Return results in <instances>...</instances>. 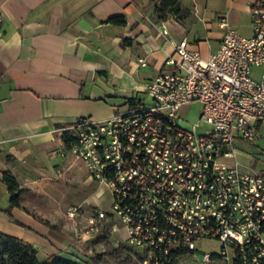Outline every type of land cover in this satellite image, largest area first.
<instances>
[{"label": "built area", "instance_id": "built-area-1", "mask_svg": "<svg viewBox=\"0 0 264 264\" xmlns=\"http://www.w3.org/2000/svg\"><path fill=\"white\" fill-rule=\"evenodd\" d=\"M251 16V35L223 20L221 43L207 58L173 40L172 69L149 81L144 95L109 118L73 124L75 156L112 196L111 211L68 207L83 223L81 238L142 247L147 264H168L210 238L221 250L204 252V261L264 264V174L242 163L235 146L237 138L264 137V74L253 75L264 64V0L252 2ZM196 102L198 119L183 125L181 109Z\"/></svg>", "mask_w": 264, "mask_h": 264}, {"label": "crops", "instance_id": "crops-1", "mask_svg": "<svg viewBox=\"0 0 264 264\" xmlns=\"http://www.w3.org/2000/svg\"><path fill=\"white\" fill-rule=\"evenodd\" d=\"M253 1L181 0L188 12L183 20L158 21L155 0H0V232L32 243L41 260L61 255L94 264L87 249L99 236L81 238L83 223L67 209L82 204L85 214L107 210L101 198L110 190L80 159H67L59 130L82 117L103 120L128 108L149 81L172 69L166 60L175 54L173 40L207 58L221 43L223 20L251 35ZM114 16L126 23L110 21ZM124 37L133 44L124 45ZM263 74L253 71L257 78ZM7 171L22 188L46 194L62 182V193L69 194L64 197L73 201L61 204L65 221L11 206ZM116 233L126 237L124 228Z\"/></svg>", "mask_w": 264, "mask_h": 264}, {"label": "rangeland", "instance_id": "rangeland-1", "mask_svg": "<svg viewBox=\"0 0 264 264\" xmlns=\"http://www.w3.org/2000/svg\"><path fill=\"white\" fill-rule=\"evenodd\" d=\"M254 73L256 76H260L264 73V66L261 65L256 67L254 69ZM200 109L201 105L198 102L192 104L191 106H183L181 114L184 118L181 119V123L185 126L191 127L198 119ZM201 125L207 128L210 127V124L206 121L201 122ZM261 127L264 128V124L261 125ZM63 135L75 136L77 135V130L73 124H65L63 128L59 130L57 142H62V139L64 138ZM235 146L240 152L239 159L242 163L249 164L250 169L260 174H264V160L258 159V157H262V159H264V137L258 139L257 141H248L242 138H237ZM66 152L67 159L71 161L72 159H75L76 156L73 151ZM248 154L253 155V158L248 156ZM84 171L86 172V170ZM87 172L89 173L88 169ZM64 174L69 175V171ZM81 176L82 178L85 177V175ZM69 181L73 182L71 180ZM77 183L81 184L80 181ZM64 186L65 185L62 182H58L54 187L55 189H51L47 194L42 193L38 189H31L30 191H32V194H28L23 197L22 202L32 208L36 214H39L47 219H51L56 223H63L65 218L62 215L61 204H65L66 201H68V203H73L72 198L66 199V197H64L69 195H64L62 193L61 190L64 189ZM101 201L104 208L111 211L112 197L110 191L103 195ZM197 247V251L183 250L178 252L177 256L171 260L170 264H239L229 262L222 257H218L211 262L203 260L204 252H218L221 250V242L216 239H202L198 242ZM91 249L92 251L90 252L93 255V260H95L94 264H147L145 262L146 252L144 248L134 245H122L116 247L112 242H110V239L104 236H99L97 241L91 242L87 250L89 251Z\"/></svg>", "mask_w": 264, "mask_h": 264}, {"label": "trees", "instance_id": "trees-1", "mask_svg": "<svg viewBox=\"0 0 264 264\" xmlns=\"http://www.w3.org/2000/svg\"><path fill=\"white\" fill-rule=\"evenodd\" d=\"M155 14L158 21L167 20L171 16H175L179 20H183L188 12L182 5L181 0H155ZM1 13H0V26H1ZM110 21L125 24L126 18L124 16H114ZM133 39L124 37V45H132ZM133 103V100H131ZM62 148L66 151H73L76 138L71 135H63ZM4 180L9 185L11 193V206L18 205L30 209L22 202L23 197L27 196L30 190L21 187L17 177L10 171L3 175ZM42 218L39 214H36ZM178 253H175L177 256ZM174 256V258H175ZM173 258V259H174ZM172 259V260H173ZM171 262V261H170ZM170 262L168 264H170ZM0 264H91L84 260H74L63 257L61 255H54L52 257L41 260L39 257V250L32 243H29L20 237L0 232Z\"/></svg>", "mask_w": 264, "mask_h": 264}]
</instances>
